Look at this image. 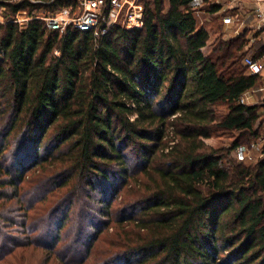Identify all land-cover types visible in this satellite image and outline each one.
Masks as SVG:
<instances>
[{
  "label": "trees",
  "instance_id": "1",
  "mask_svg": "<svg viewBox=\"0 0 264 264\" xmlns=\"http://www.w3.org/2000/svg\"><path fill=\"white\" fill-rule=\"evenodd\" d=\"M140 1L142 28L95 38L42 19L76 0H0V260L264 264V156L234 155L261 116L238 102L260 80L245 33L206 53L192 0ZM222 134L227 148L205 142Z\"/></svg>",
  "mask_w": 264,
  "mask_h": 264
},
{
  "label": "built area",
  "instance_id": "2",
  "mask_svg": "<svg viewBox=\"0 0 264 264\" xmlns=\"http://www.w3.org/2000/svg\"><path fill=\"white\" fill-rule=\"evenodd\" d=\"M261 1V0H256ZM203 6V0H192L191 9L198 14ZM5 7L0 9V23L4 22L1 14ZM26 15L21 17L20 15ZM144 6L140 0H76L75 5L63 7L54 12L48 13L42 19L50 30L63 32L68 27L78 31L90 32L95 38L106 35L113 26H119L125 29H140L144 25ZM256 15L262 18L259 9H256ZM30 18L25 11L16 13L13 22L19 24L22 28ZM225 25L234 22L231 16L222 18ZM58 54V51H55ZM243 65L249 74L264 75V62L253 59L245 55L242 59ZM238 102L241 104H252V94L249 90L243 92ZM263 146L259 141H253L250 144H239L234 149V155L237 161L252 163L257 160L258 154L263 151Z\"/></svg>",
  "mask_w": 264,
  "mask_h": 264
},
{
  "label": "crops",
  "instance_id": "3",
  "mask_svg": "<svg viewBox=\"0 0 264 264\" xmlns=\"http://www.w3.org/2000/svg\"><path fill=\"white\" fill-rule=\"evenodd\" d=\"M210 5L215 6L213 11L210 10ZM256 9H259L262 18L256 15ZM201 13L206 17V23L203 22L201 25L198 24V26H203L210 34L208 27L212 29L219 21L220 23L217 27L222 26L223 28L219 37L223 39L233 38L244 32L247 39V45L245 46L246 55L250 54L253 59L264 62V0H210V3L202 6ZM225 14L233 18L234 22L232 24H223L222 18ZM214 40L210 41L209 39L207 46L203 48L204 52L207 53L210 50ZM259 76V82L248 90L252 94V104L261 105V113L264 112V75ZM226 112L227 108L225 109ZM261 116L258 121L259 131L261 129L264 130V116ZM255 141H259L264 145V134Z\"/></svg>",
  "mask_w": 264,
  "mask_h": 264
},
{
  "label": "rangeland",
  "instance_id": "4",
  "mask_svg": "<svg viewBox=\"0 0 264 264\" xmlns=\"http://www.w3.org/2000/svg\"><path fill=\"white\" fill-rule=\"evenodd\" d=\"M0 9H1V7H0ZM5 11L1 14V16L3 17L4 20H5V14H6ZM227 15L228 14H225L223 17H225ZM20 16L24 17L26 15H22L21 14ZM196 17H197V20H198V24L201 25L203 22L206 23L205 22V18L206 17L201 13V11L198 14H196ZM219 23L220 22L218 21L214 25V27L212 29L209 28L208 26H206V27H208V29H210V41H213L216 37H219L220 34L222 33L221 32L223 30L222 26L217 27ZM248 55L251 56L250 54H248ZM225 109H226L225 107L218 108V115L221 116L222 114H224L225 113ZM261 115L264 116V112H261ZM263 134H264V130L261 129L259 131V137L262 136ZM259 137L257 139H259ZM253 141H255V140L252 139L250 142H248L246 144L248 145V144H250ZM205 142L210 144V145H213L215 147H225V148H227V147H229L230 143L232 142V138L228 137V135H226V134H222V135H219L218 137H213V138H210V139H206ZM231 155H233V154H231ZM263 156H264V147H263V151L258 154L257 159L260 158V157H263ZM255 162L256 161H254L252 163H246V164H254ZM27 176L30 177L31 176L30 173H28ZM118 203H120L119 198L115 201V203L112 206L113 219L115 217H117V216H120V213L118 212L120 204H118ZM41 206L42 205H39V207H41ZM34 212H35V210H33V211L31 210L29 215H32ZM35 217L36 216H34L33 218H35ZM112 223L113 222H111V220H110V226L111 227H113ZM8 231L10 232L11 235H14L15 237H21V234H19L17 232H14L13 230L9 229ZM111 231H112L111 228H109L108 230L104 229L102 234L100 235V237L102 235L104 236L105 232L106 233L107 232L110 233ZM98 241H96V242H98ZM20 255H22V260L19 259ZM92 258H93V256L91 255L88 260L92 261ZM46 259H48V252L47 251H45V250H43L41 248H38V247H34L33 248V246H32V247H29V248H15L14 249V254L12 256L8 255V254H5V256L2 258V260H0V264H19L20 262H23L24 264H48V262L47 263L45 262ZM52 261H54V260H52ZM54 264H58V261L55 260Z\"/></svg>",
  "mask_w": 264,
  "mask_h": 264
}]
</instances>
